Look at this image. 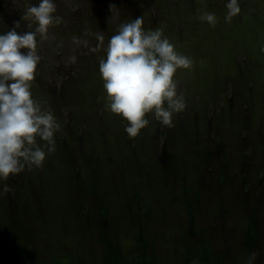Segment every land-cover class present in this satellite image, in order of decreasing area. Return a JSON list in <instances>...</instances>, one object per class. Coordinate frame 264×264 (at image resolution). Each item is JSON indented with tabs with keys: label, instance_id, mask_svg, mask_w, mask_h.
<instances>
[{
	"label": "rangeland",
	"instance_id": "obj_1",
	"mask_svg": "<svg viewBox=\"0 0 264 264\" xmlns=\"http://www.w3.org/2000/svg\"><path fill=\"white\" fill-rule=\"evenodd\" d=\"M227 2L208 0L212 28L196 19L198 0H54L64 23L47 41L36 35L32 93L63 132L41 169L0 181L10 188L0 195V264H246L252 252L264 264V0H238L230 24ZM111 4L123 21L147 12L145 30L163 25L196 62L175 75L187 105L175 126L149 114L133 141L103 109L105 53L83 35L100 31L107 43ZM24 10V0H0V34L15 21L29 31Z\"/></svg>",
	"mask_w": 264,
	"mask_h": 264
},
{
	"label": "clouds",
	"instance_id": "obj_2",
	"mask_svg": "<svg viewBox=\"0 0 264 264\" xmlns=\"http://www.w3.org/2000/svg\"><path fill=\"white\" fill-rule=\"evenodd\" d=\"M12 2L16 5L18 0ZM198 3L202 7L197 9L196 19L215 28L219 21L215 13L206 10L208 0H198ZM24 9L21 19L30 30L18 32L21 23L15 21L14 27L0 34V181L15 178L25 170L41 169L46 154L56 153V133L63 132L51 105L35 99L32 87L42 58L37 52L36 35L42 41L49 40V29L60 26L64 20L54 15L57 13L54 0H40L38 5L24 0ZM226 9L225 23L230 24L241 14L238 0H228ZM109 11L111 16L107 22L113 34L107 43L103 32L86 30L83 33L95 37L97 43L90 48L91 52L105 53L98 57L106 94L104 111L126 122L125 132L132 141L149 126L146 118L149 114L161 126L173 128L174 114L183 113L187 107L184 96L178 94L175 75L178 70L192 71L195 60L177 50L165 35L163 25L145 30L147 12L123 21L121 10L115 4L109 6ZM72 44L89 48L88 40L75 36ZM76 62L77 57L72 55L71 63ZM38 138L43 143H38ZM9 190L5 185L0 195ZM257 256V252L250 253L246 264H256Z\"/></svg>",
	"mask_w": 264,
	"mask_h": 264
},
{
	"label": "trees",
	"instance_id": "obj_3",
	"mask_svg": "<svg viewBox=\"0 0 264 264\" xmlns=\"http://www.w3.org/2000/svg\"><path fill=\"white\" fill-rule=\"evenodd\" d=\"M140 264H145V262H142V263H140Z\"/></svg>",
	"mask_w": 264,
	"mask_h": 264
}]
</instances>
